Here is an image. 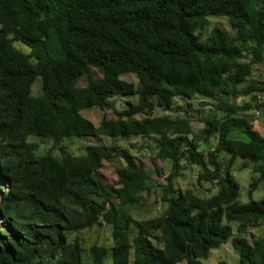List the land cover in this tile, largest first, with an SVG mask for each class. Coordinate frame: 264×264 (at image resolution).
<instances>
[{
    "label": "trees",
    "instance_id": "trees-1",
    "mask_svg": "<svg viewBox=\"0 0 264 264\" xmlns=\"http://www.w3.org/2000/svg\"><path fill=\"white\" fill-rule=\"evenodd\" d=\"M213 16L227 18L234 34L215 26L203 40L197 30ZM263 62L264 0H0V182L7 184L0 264H84L81 232L103 222L121 240L110 248L92 244L89 264H204L229 240L240 264H264V234L252 242L244 236L249 223L264 222V198L240 203L229 167L237 157L256 164L250 194L264 181V136L246 115L264 107V82L242 85ZM37 80L41 92L33 95ZM239 95L249 100L228 99ZM117 97L135 102L99 125L84 116L111 109ZM175 97L211 99L231 113L203 118L200 132L213 138L208 151L188 116L152 115L156 107L171 109ZM86 136L157 138L159 157L173 166L162 215L145 222L125 215L154 183L128 149L38 155L28 142ZM115 153L124 164L110 181L102 169ZM184 160L198 168L199 186L218 192L175 190Z\"/></svg>",
    "mask_w": 264,
    "mask_h": 264
},
{
    "label": "rangeland",
    "instance_id": "rangeland-1",
    "mask_svg": "<svg viewBox=\"0 0 264 264\" xmlns=\"http://www.w3.org/2000/svg\"><path fill=\"white\" fill-rule=\"evenodd\" d=\"M215 26L220 27L226 31L229 35H233L234 31L231 29L227 18L225 17H208L205 20L203 27L198 28L197 33L200 34L203 40H207L210 31ZM15 45L25 52H30V48L23 43L16 42ZM97 77H101L97 74ZM122 78L128 82L138 84V79L134 74H125ZM41 81V80H40ZM40 81L33 86V95H38L41 92ZM249 82L263 83L264 82V62L254 66L252 75L242 85H246ZM87 83L86 77H82L79 85L85 86ZM231 102L243 103L249 100V97L239 95L236 98H228ZM128 101L135 102V98L117 97L112 100L113 107L108 110H102L99 108H92L84 110L85 117L90 119L96 125H99L104 117L116 118V110H121L127 106ZM169 114L174 118H180L188 116L193 122L194 132L198 142L200 143V149L208 151L210 143L213 140L211 138L205 141V137L201 134L200 130L203 127V118L210 116H227L228 114L224 110L220 109L219 104L211 99H203L201 97H195L191 100L183 97H175L174 103L171 109L164 110L156 107L152 111V115ZM251 118L254 128L264 136V107L255 109L246 114ZM242 139H246L244 135L240 136ZM28 142L38 145L36 153L43 155L52 153L53 155H82L85 154L89 147L107 146L109 148H126L142 166V168L149 172L151 179L154 181L151 187V193H144V197L141 202L134 207L125 208V215H131L135 220L145 222L150 218L160 216L164 213L167 205L162 201L163 188L167 186L168 176L173 172L172 160L163 159L158 155V140L156 137H136L132 139H118L105 136H86V137H70L62 140L59 143H55L51 138L44 137H29ZM230 157L224 156V162L229 164ZM247 162V167L243 168V163ZM124 161L118 157L115 153L113 159L105 163L102 172L105 174L106 179L110 181L116 180V169L123 166ZM255 163L246 161L240 157L234 159L229 167L232 174L235 176L239 183V202L248 203L251 199L260 200L264 198V181L259 184L257 189L250 194V186L254 177ZM198 168L192 166L185 160L182 163V168L178 172V176L174 180V188L177 191L184 192L187 189L193 190L195 193L202 196H210L218 192V187L214 190L212 184L204 183L199 186L197 183ZM256 176V174H255ZM258 176V174H257ZM7 184L0 182V196L5 194ZM234 236L238 235L237 227L238 222L231 223ZM81 234L84 237V247L86 253H83L84 264H89L88 249L96 243L105 247H112L117 245L121 240V237H115L112 232V227L108 223L103 222L101 225H97L92 229L83 230ZM264 234V222L261 225L255 223H249L248 232L244 234L247 239L252 242L255 238H258ZM124 237V236H123ZM129 240H133V234L129 235ZM131 259L133 261V250L131 253ZM224 260L229 264H240L239 253L233 248L231 241L222 243L218 248L212 249L207 259H203L204 264H218L219 261ZM111 264V263H109ZM186 264V262L180 263Z\"/></svg>",
    "mask_w": 264,
    "mask_h": 264
}]
</instances>
